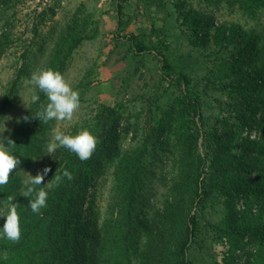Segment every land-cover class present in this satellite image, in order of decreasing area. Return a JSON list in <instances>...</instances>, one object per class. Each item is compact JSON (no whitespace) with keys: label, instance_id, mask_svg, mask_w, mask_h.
I'll use <instances>...</instances> for the list:
<instances>
[{"label":"rangeland","instance_id":"374dc122","mask_svg":"<svg viewBox=\"0 0 264 264\" xmlns=\"http://www.w3.org/2000/svg\"><path fill=\"white\" fill-rule=\"evenodd\" d=\"M145 2L153 3L150 10ZM115 5L0 0V119H6L0 135L31 118L39 148L29 163L10 171L20 185L14 193L22 195L27 175L48 168L44 186L64 156H75L63 148L46 152L54 131L75 135L87 129L95 147L105 142L88 171L99 232L94 242L102 256L114 253L127 264H176L186 217L193 214L198 231L189 250L192 264H264V238L255 233L264 230V0H161L159 6L127 0L119 29ZM151 18L165 29L170 60L200 97L204 140H195L179 119V92L160 79L156 58H137L117 39L131 33L151 43ZM47 69L78 93L71 120L45 124L31 114L37 104L27 81ZM214 133L217 150L210 156ZM203 155L210 196L203 209H194L190 200ZM8 257L0 249V259Z\"/></svg>","mask_w":264,"mask_h":264},{"label":"trees","instance_id":"16d2710c","mask_svg":"<svg viewBox=\"0 0 264 264\" xmlns=\"http://www.w3.org/2000/svg\"><path fill=\"white\" fill-rule=\"evenodd\" d=\"M126 1L115 0L116 28L118 29L123 25V4ZM155 1L159 6L161 0ZM145 4L147 10H150L153 3L145 2ZM150 35L152 42L149 44H145L131 33L117 36V39L127 43L128 50L137 58H143L145 55H153L156 58L159 64L160 79L167 83L168 88L179 92L176 98L179 119L195 140H204L206 133L202 130L205 124L202 104L198 93L191 89V79L173 65L168 56L169 44L166 31L163 27L157 28L153 19L150 25ZM38 95L41 98L44 96L43 93H38ZM6 103L5 99L4 104ZM36 111L37 108L35 111L32 109L31 114ZM35 126L32 119L27 118L20 126L5 135L13 142L12 154L17 156L22 164L29 163L39 151ZM215 136L216 133L208 142H213L214 145ZM104 145L105 142L99 143L87 160L81 161L73 155L64 156L65 160L61 167L53 165L59 167L57 172L53 170L54 174L59 175L63 170H67L71 173L72 179H62L53 190H48L46 207L40 210L41 214L39 215L32 214L27 209V198L19 193H14L20 186L17 185L19 183H16L17 179L9 176L11 181L0 186V206H7L10 196L17 204L21 233L20 238L16 241L3 239L4 242L0 243L2 254L9 256L8 260L0 259V264H106L108 262L110 264H127V260L120 259L114 253L110 259H107L106 254L102 256L100 254L103 252L101 247L98 246V248L97 242H94L95 239H99V232L97 219L93 215V206L89 201L92 178L88 171L89 166L99 160L104 152ZM4 146L7 144L5 143ZM216 150L217 145H214V149L209 150V155L214 156ZM228 152L226 151V156H229ZM208 164V156L203 155L198 158L195 190L190 200L194 209H203L210 196ZM131 211H133L132 208ZM197 231V217L188 214L185 237L178 246L176 264H192L189 259V250L195 243ZM255 233L264 238V230L256 228ZM95 248L100 256L98 260L95 259L96 261L93 258Z\"/></svg>","mask_w":264,"mask_h":264},{"label":"clouds","instance_id":"9594fccd","mask_svg":"<svg viewBox=\"0 0 264 264\" xmlns=\"http://www.w3.org/2000/svg\"><path fill=\"white\" fill-rule=\"evenodd\" d=\"M27 82L34 85L30 99L32 103L37 104V111L33 118L45 124L52 120L72 119L74 110L79 108L78 93L69 87L59 72L51 69L34 72ZM38 93H43L46 102H39ZM5 120V118L0 119L3 122V130L0 133L5 131ZM96 142V138L87 129L80 130L75 135L54 131L52 140L46 144V152L50 154L56 149L63 148L84 161L91 156ZM5 143L7 146H4ZM11 146L13 142L0 135V186L8 183L10 171L19 165V159L12 154ZM48 171V168H44L42 174L38 172L34 177L26 174L28 178L21 181L22 196L28 199L26 207L32 214H41L40 210L46 207L48 190L54 184H59L62 179H72L71 173L63 170L59 175L54 174L50 182L41 186ZM0 217L4 219V223L0 226V238L9 241L18 240L21 233L17 204L11 196L8 198L6 212L0 214Z\"/></svg>","mask_w":264,"mask_h":264}]
</instances>
